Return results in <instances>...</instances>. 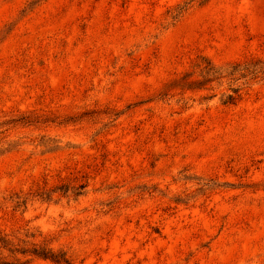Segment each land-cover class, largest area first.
I'll list each match as a JSON object with an SVG mask.
<instances>
[{
    "label": "rangeland",
    "instance_id": "374dc122",
    "mask_svg": "<svg viewBox=\"0 0 264 264\" xmlns=\"http://www.w3.org/2000/svg\"><path fill=\"white\" fill-rule=\"evenodd\" d=\"M34 252L264 264V0H0V264Z\"/></svg>",
    "mask_w": 264,
    "mask_h": 264
},
{
    "label": "trees",
    "instance_id": "16d2710c",
    "mask_svg": "<svg viewBox=\"0 0 264 264\" xmlns=\"http://www.w3.org/2000/svg\"><path fill=\"white\" fill-rule=\"evenodd\" d=\"M84 189V186H81L78 190H83ZM77 190V191H78ZM80 195V193L78 194ZM3 245H4V248L7 249L8 247V244L7 242H4L3 241ZM34 254L37 256V257H40V258H43L45 260H50L56 264H61V263H67V260H64V258H58V256H56L55 254L51 253V252H42V253H39V252H34Z\"/></svg>",
    "mask_w": 264,
    "mask_h": 264
}]
</instances>
